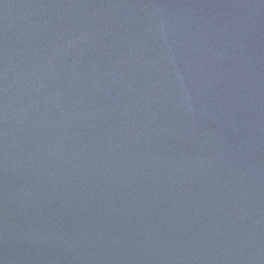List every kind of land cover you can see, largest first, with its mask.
I'll return each mask as SVG.
<instances>
[{
	"label": "water",
	"instance_id": "water-1",
	"mask_svg": "<svg viewBox=\"0 0 264 264\" xmlns=\"http://www.w3.org/2000/svg\"><path fill=\"white\" fill-rule=\"evenodd\" d=\"M0 264H264V0H0Z\"/></svg>",
	"mask_w": 264,
	"mask_h": 264
}]
</instances>
